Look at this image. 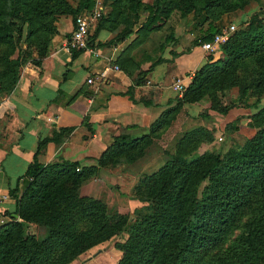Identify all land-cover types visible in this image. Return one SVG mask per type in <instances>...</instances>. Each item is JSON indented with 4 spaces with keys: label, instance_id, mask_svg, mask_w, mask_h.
<instances>
[{
    "label": "trees",
    "instance_id": "16d2710c",
    "mask_svg": "<svg viewBox=\"0 0 264 264\" xmlns=\"http://www.w3.org/2000/svg\"><path fill=\"white\" fill-rule=\"evenodd\" d=\"M23 1H0V40L10 39L15 32H22L20 27H16L15 19L25 18L30 43H35L38 38V42L40 41V44H37L38 56L30 58V63L35 65L40 64L47 53L51 37L56 33L52 25L44 30L45 20L53 18L56 14H69L74 21L76 16L91 11L96 3V0H77V5L73 7L66 0H30L28 5L23 7ZM172 1H177L175 8L181 11V15L193 12L194 16H199L216 7L224 12H234L242 9L250 0H152L151 3L126 0L123 7L112 5L107 15L101 16L96 23L94 34L90 36V44L101 28H108L105 21L116 20L121 12L124 13L122 29L102 45H112L128 37L139 20L140 11L147 12L141 23V30L150 32L160 29L163 20L162 5ZM218 32L220 31L217 25L209 21L201 37L194 41L199 44L211 41ZM221 48L224 58L212 61L213 57L208 56L207 62L193 72L190 83L175 105L165 109L150 125L151 134L165 127L184 103L199 102L210 94L208 88L221 79V73H227V78L230 73L234 74L239 63L242 64L246 60L254 59L256 62L241 74H234L231 79L229 77L232 82H238L239 94L234 100L235 103L230 106L223 105L212 93L209 95L210 104L205 110L226 114L231 107H249L246 101L252 88L258 89L257 97L262 95L264 61L260 58L264 57V23L257 13L250 16L246 29L233 32L221 44ZM69 51L71 57L75 58L82 50L69 48ZM10 63L11 65L5 68L6 73H0V76H8L9 80L6 83L2 81L1 91L10 90L19 77V73L16 74L15 71L18 57ZM258 116L261 121L253 125L258 129L257 134L244 143L229 147L223 153L215 150L201 155H193L191 152L172 155L155 180L150 177L142 197L152 208L148 217L150 222L147 224L150 236L143 235L141 239L145 237L144 242L134 249L131 246L129 251L133 253L129 257H123L119 264H151L166 237L169 238L170 245L164 264H185L187 252L194 249L190 247L207 248L224 241L234 228L238 215L245 210H250V214L230 248L236 252L238 264H264V109L259 111ZM58 131L69 134L72 128H59ZM56 133L57 131L54 136L41 139L36 153L44 148L48 141L57 140ZM150 143L151 137L147 134L139 137L117 135L101 152L96 165L82 166L79 170L77 161L42 165L38 163L35 154L33 162L28 165L23 176L28 183L21 195L16 194L18 186L9 190L10 196L15 200L14 213L19 220L0 226V258L9 256V264H38L46 257L47 252L62 240L72 241L76 237L74 248L77 250L88 246L83 233L75 234L72 231L67 216L69 210L59 216V205L68 203L73 194L61 191L57 186L58 182L65 177H71L74 181L83 180L95 175L99 167L114 166L121 159L125 164H130L143 154L144 146ZM203 182L205 184L199 189ZM77 203L81 204L82 201ZM37 208L40 211H37ZM81 210L98 214L94 218L98 231L107 228L114 220V216L105 213L103 205L95 199L83 203ZM31 220L44 221L50 226L47 239L39 241L32 234L24 233L22 221ZM138 232L139 228L134 226L130 236ZM108 236L107 234L101 240ZM126 250L127 246L124 247V251ZM76 255L75 252L71 253L72 257Z\"/></svg>",
    "mask_w": 264,
    "mask_h": 264
},
{
    "label": "crops",
    "instance_id": "0c3cea01",
    "mask_svg": "<svg viewBox=\"0 0 264 264\" xmlns=\"http://www.w3.org/2000/svg\"><path fill=\"white\" fill-rule=\"evenodd\" d=\"M67 27L70 35L73 23ZM62 28L59 24L40 64L25 65L13 87L0 90L1 222L14 215L9 190L22 189L35 154L42 165L64 161L96 165L115 136L143 134L175 105L182 95L176 82L185 88L209 54L215 60L216 53L203 49L189 31L174 30L154 45L152 38L160 29L132 32L102 45L112 37L108 28H101L90 47L72 58ZM197 104L183 107L191 110ZM65 127L72 131H58ZM56 131L57 140L36 153L38 142Z\"/></svg>",
    "mask_w": 264,
    "mask_h": 264
},
{
    "label": "rangeland",
    "instance_id": "374dc122",
    "mask_svg": "<svg viewBox=\"0 0 264 264\" xmlns=\"http://www.w3.org/2000/svg\"><path fill=\"white\" fill-rule=\"evenodd\" d=\"M28 1L30 0H24L21 5L26 7ZM66 1L73 7L77 5V0ZM143 1L145 3L152 2V0ZM125 2L126 0H100L98 4L103 7L102 16H106L112 5L123 7ZM176 2L172 1L170 4L162 5L161 16L163 20L160 23V31H158L160 34L154 35L152 45L164 39L166 35L174 30H177L178 33L189 31L192 39L200 38L209 21L215 23L219 31H227V37L239 29H246L247 21L254 13H257V16L264 23V0H250L242 9H237L234 12H224L221 8L216 7L210 12L202 13L199 16H194L193 12L181 15V11L175 8ZM95 4H97V0ZM23 7L21 6V11L24 10ZM146 15V11H140L139 20L134 24L132 32L143 33L145 31L141 30L140 26ZM123 17L124 13L121 12L116 20L105 21L112 37L122 29ZM45 23L43 24L46 25L44 30L52 25L58 32V25L62 24V30L65 32L66 26L70 27L72 25L73 18L69 14H56L53 18H47ZM15 24L17 28L22 29V32H15L10 39L0 40V73L2 74L6 73L4 72L5 68L11 65L10 61L12 59L18 57V65H16L15 71L16 74H20L23 67L31 62L30 58L38 56L37 44H40V41L38 42L39 38L35 43H30L29 38H27L25 18H16ZM230 26H233V29ZM68 35L69 33L66 34V40ZM208 52L216 53L215 60L224 58L221 44L216 45L212 51ZM209 56L213 57L212 61H214V56L211 54ZM260 59L264 61V57ZM255 62L256 60L249 59L242 64L239 63L235 67L237 69L234 74H241ZM234 74L231 75L230 73V76L225 78L227 73H221L219 75L221 79L208 88L207 91L210 94L200 100L197 106H191V110L182 106L165 127L155 134H151L149 129L143 134H120L130 137L147 134L148 137H151V143L144 146L143 154L134 162L125 164L121 159L114 166L102 167L100 171L101 167H99L95 175L80 181H74L71 177L62 178L57 186L63 192L69 191L72 193L73 198L68 203L59 205V216L61 217L69 210L67 216L72 231L75 234L83 233V236L86 237L84 240L89 245L82 250H77L74 248L76 237L72 241L71 239L62 240L54 245L38 264H119L123 257H129L133 253V251H129L131 246L134 249L144 242L145 237L141 239L143 235L150 236V228L147 224L150 222L148 217L152 213V208L142 197H144L145 186L150 182V177L155 180L156 175L161 172L164 164L171 159L172 155L188 152L193 155H201L215 150L223 153L229 147L242 144L254 137L258 129L253 125L257 121H261L258 113L264 109V91L262 95L257 97L256 92L258 89L254 90L252 88L249 90V97L246 101L249 107L242 104V106L231 107L226 114H220L212 110L206 112L205 110L210 104L209 95L212 93L215 94L216 100L223 105L230 106L235 103L234 100L238 97L239 89L238 82L230 80ZM0 80V86L2 81L4 83L9 81L6 75L0 76ZM82 166L79 164L78 170ZM27 183L28 180L25 179L22 189L18 188L16 193L18 196L21 195ZM204 184L203 182L199 189ZM94 199L103 205L105 213L114 216L112 223L104 230H97L96 220L94 219L95 216H98L96 212L90 213L81 210L83 203ZM78 201H82V203H77ZM37 211L40 210L37 208ZM13 214L6 221H0V226L11 221H18L17 214ZM249 214L250 210H245L238 215L234 228L221 243L207 248L190 247L194 249L187 252L185 264H222L223 262L238 264L236 252L232 251L230 245L236 235L242 231L243 223ZM21 224L24 233L32 234L39 241L49 237L51 228L44 221H22ZM134 226L139 228V232L130 236V231ZM112 228L114 231H111ZM99 234H103V236ZM107 234L109 236L101 240ZM84 240L82 241L83 244ZM169 245V238L166 237L151 264L165 263ZM126 246L127 250L124 251ZM72 252L77 255L72 257ZM9 262H11L9 256L0 258V264H9Z\"/></svg>",
    "mask_w": 264,
    "mask_h": 264
},
{
    "label": "built area",
    "instance_id": "2783aa9c",
    "mask_svg": "<svg viewBox=\"0 0 264 264\" xmlns=\"http://www.w3.org/2000/svg\"><path fill=\"white\" fill-rule=\"evenodd\" d=\"M99 2L100 0H97V4H95L91 11L82 13L74 19L73 28L70 32L69 40H67L68 49L74 48L83 50L90 47V29L95 28L97 21L103 14V7L98 4ZM230 28L233 29V26H230ZM227 38V31L221 30L213 36L211 41L202 42L201 46L207 51H212L216 45L222 44ZM114 68L116 69L117 66H114ZM88 82H91V79H88ZM175 87L181 92L185 89L180 82H176Z\"/></svg>",
    "mask_w": 264,
    "mask_h": 264
}]
</instances>
